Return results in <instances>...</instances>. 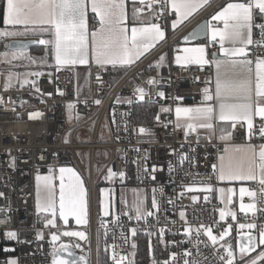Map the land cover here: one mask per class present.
Returning <instances> with one entry per match:
<instances>
[{"label": "built area", "instance_id": "built-area-1", "mask_svg": "<svg viewBox=\"0 0 264 264\" xmlns=\"http://www.w3.org/2000/svg\"><path fill=\"white\" fill-rule=\"evenodd\" d=\"M221 1L224 0L214 3ZM159 6L163 9L162 0ZM145 8L150 9L149 6ZM162 13L156 15V20L168 26L174 12L168 9L167 13ZM89 23H98V18H90ZM255 23H264V17L257 14ZM181 34V31L169 34L164 41L162 47L169 53L164 63H154L155 52H151L122 75L116 74L111 66L89 64L78 81L70 69L61 68L49 78L38 79L35 85L5 90L0 73V193H3L0 196V264H7L9 260H15L16 264H51L54 246L59 248L62 241L68 239L79 244L77 248L69 247L84 254L88 264H98L99 242L107 245L110 263L114 264L111 257L115 251L117 256H128L124 264H132L135 250L131 244L135 236H148L149 232L153 233L149 236L159 239L167 255L150 259L145 264H153V261L163 264L172 253H176L173 264H184L186 250L192 253L187 259L195 258L200 264H222L217 253L226 254L220 244L231 243L235 252L236 241L249 231L239 229L240 223L254 222L258 228L264 226L259 199L255 212L246 214L238 209L235 220L230 215L221 219V205L212 198L211 192L186 190L189 186L202 187V181L212 186L216 183L213 165L227 142L213 140L203 132L186 135L176 125L174 111L177 105L186 101L199 103L201 92L213 74L212 64L182 66L175 63L172 45ZM252 39L254 43L248 46V58L253 61L257 56L264 58V46L256 43L264 42V37L255 25ZM5 41L0 37V54ZM209 44L215 42L209 41ZM174 48L179 49L180 45ZM150 78L157 83L148 84ZM137 87L144 89L143 100L135 92ZM158 92H163L164 97L157 95ZM96 100L101 103L96 104ZM67 104L73 105L77 116L71 124L66 122ZM139 106L155 108L152 123H136ZM162 108L170 111H161ZM35 113H40V117L29 119L30 114ZM261 123L264 121L255 119L251 137L249 131L231 129L229 141L252 145L264 143L259 135ZM141 128L147 129V134L140 133ZM77 149H83V155L76 153ZM67 152L72 158L66 155ZM73 161L85 181L89 222L87 225L65 224L56 216V227H45V220L36 210V177L47 174L53 164L70 166ZM109 169L116 174L115 181L103 186L101 182L108 177ZM122 182L140 187L148 197L147 210L155 215L139 221L124 211L100 216L98 191L103 187L115 191L117 184ZM249 188L259 195L257 182H251ZM153 195L159 210L151 208ZM193 195L197 197L196 202L191 199ZM241 202L252 201L245 196ZM181 211L185 212L187 223L181 219ZM117 218L119 223H113ZM201 224L211 227L217 236L231 225L230 234L225 241L213 246L201 230L198 252L195 231L186 236L184 228L195 230ZM132 228L137 229L135 236L131 235ZM161 228L165 230L162 239L159 236ZM8 231L15 232L17 239L7 238L5 233ZM64 231H83L87 239L64 236ZM37 233L42 238L37 239ZM52 233L60 237L54 243ZM251 235L258 237L257 229L251 230ZM234 264H241V260L235 257Z\"/></svg>", "mask_w": 264, "mask_h": 264}, {"label": "snow or ice", "instance_id": "snow-or-ice-1", "mask_svg": "<svg viewBox=\"0 0 264 264\" xmlns=\"http://www.w3.org/2000/svg\"><path fill=\"white\" fill-rule=\"evenodd\" d=\"M149 7L157 3L158 0H147ZM135 3V0H134ZM141 4L145 0H140ZM163 13H167L171 9L176 19L172 21V29L175 30L178 25L187 20L194 12L204 7L209 3V0H162ZM89 8L95 13L98 18V27L89 32L87 13ZM141 9L134 8L132 16V26L129 27L128 17L126 13L125 0H4L0 6V17L5 26H9L3 31H0V37L10 38L21 35L45 34L51 35V39H39L35 41L40 45L51 46L52 54L56 65H86L91 61L98 65L111 64L130 66L140 60L150 49L155 48L159 43L166 39L165 30L160 24L151 20L141 19L139 16ZM259 14L264 17V0H241V2H229L217 11L212 17V21L222 23L212 24L206 22L204 28L210 33V43L219 44V54L223 59L209 60L206 53V47L198 45L196 47L184 48L183 55H177L175 63L182 66L190 64H212L215 66V89L212 92L208 87L203 89L204 101H213L215 104H202L192 107H176V124L177 127H184L186 135L190 132H195L197 129L209 130L213 134L216 131L218 122H231V127L235 128L236 123L243 121L249 129V137L253 134L254 118L259 117L264 121V58L257 56L255 61L248 58V46L254 43L253 27L261 30V36L264 37V23H255V16ZM23 29L20 31L19 29ZM196 32L190 34L195 38ZM187 41L189 36H185ZM258 46H264V42H256ZM27 45L21 44L11 53L0 54L3 62L11 64L13 61L27 59L32 63L36 61L26 56ZM213 52L212 56L216 57ZM165 57L160 56L158 64L164 61ZM254 65V68H253ZM32 76H39L41 73H31ZM13 77L19 82L18 73L9 72L5 82V90L11 86ZM25 79L23 83H28ZM35 85V81L31 82ZM148 84L157 83L153 79L147 81ZM39 91V88H36ZM135 92L140 100L144 99L145 92L143 88L137 87ZM62 94V93H61ZM48 95H51L49 93ZM161 98L164 97L163 92H158ZM177 99H183L177 97ZM129 103L131 101H128ZM100 104V100L95 101ZM69 109L73 107L68 105ZM161 111H170V109L162 108ZM40 113L30 114L29 119H37ZM159 119V116H157ZM140 133L147 134L148 130L141 128ZM259 135L264 139V123L259 127ZM231 132L226 128H220V139L229 140ZM67 142V140L65 141ZM183 160V158H182ZM216 171L217 179L221 182H257L259 187V195L247 187H241L239 194L241 201L245 196L249 197L252 202L239 205L240 211L244 213L255 212L257 209L256 201L259 199L262 205L261 211L264 214V143L256 146L246 144L243 146H235L224 149V154L218 159V164L213 165ZM52 173V169H49ZM154 171V169H153ZM59 200L56 198V186L52 183L55 178L53 175L37 176L36 189V208L38 213H48L50 217H45V227H56V216L59 213V218L68 223V217L75 219L78 225L88 224V212L85 199V188L80 176L71 168L61 167L59 169ZM67 175V181H66ZM115 173L109 169V178ZM123 173L120 176L123 177ZM153 179L155 177L153 176ZM202 187L196 188L189 186L186 190L189 192L214 191L212 185L206 184L203 181ZM103 191V190H102ZM155 191V190H154ZM221 194V202L225 205L231 204L235 189L219 188ZM3 193H0L2 196ZM193 202L197 201V197H191ZM207 196L205 200H207ZM171 203V201H169ZM151 208L159 210V204L153 195ZM132 210H134L135 218L139 221L146 219L149 216L155 215L153 211L144 208L143 200L137 197L133 202ZM105 215L108 212L105 211ZM127 215V213H125ZM180 217L185 220V212H180ZM226 215H230L233 220L236 219V213L233 211L220 210V218L224 219ZM131 218V217H130ZM113 223H119L118 218ZM239 229H248V233L236 241L241 255V264H264V251H260L254 258L244 260L248 253L254 252L255 249L264 245V226L257 227L254 222L240 223ZM231 225L224 228L219 233V236L213 234V230L209 226L201 224L195 230L191 227L184 228V234L191 236L192 232L196 234V247L199 252L198 245L201 230L203 235L213 246L219 241H225V237L230 234ZM257 229V237L251 235V230ZM164 229L161 228L159 236L161 239L164 235ZM131 235L137 234V229H130ZM64 236L79 237L82 240L87 239V235L83 231H64ZM149 235H153L149 232ZM5 236L9 239H17V234L13 231H8ZM41 234L37 233V239H40ZM60 237L56 233H52L51 241L54 243ZM127 243V238H125ZM79 247V244L75 245ZM113 249L115 246H112ZM131 247L136 248V244L132 243ZM151 250V244L149 245ZM226 255H217L222 264H234L235 254L233 245L227 241L220 244ZM69 251V245H60L59 248L54 246L52 253V264H77L76 259L65 260L62 253ZM185 257L184 264H200L193 258L189 250L183 254ZM112 260L114 264H124L128 260V256L119 255L113 251ZM176 260V253L170 255L169 260H165L163 264H173ZM82 264H88L86 257L81 256ZM7 264H16L15 260H9ZM153 264H158L153 261Z\"/></svg>", "mask_w": 264, "mask_h": 264}, {"label": "crops", "instance_id": "crops-1", "mask_svg": "<svg viewBox=\"0 0 264 264\" xmlns=\"http://www.w3.org/2000/svg\"><path fill=\"white\" fill-rule=\"evenodd\" d=\"M214 1L215 0H209V3L207 5H205L204 7L200 8L196 12H194L187 20H185L183 23L178 25L175 30L172 29V21L174 19H176L175 14L171 18L170 24L168 26H164V25H162V23H160V22H158L156 20V15H160L163 12V9L160 8V6H159L160 0H158L157 3L152 4L150 9H146L145 8L146 6H149L147 0H145L144 4H141L140 0H135V3H134V0H125V7H126V13H127V17H128L129 27L132 26L133 9L138 7V8L141 9V11L139 13L140 18L144 19V20H151L153 22H156V23L160 24L161 27L165 30L166 38L168 37L169 34H173V33L179 32V31L182 32V34L180 35L178 40L172 45L173 49H172L171 52H172V57L174 58V61H175V58H176L177 55H183V49L184 48L196 47L198 45L206 47V53H207V57L206 58H208L209 60L214 59V58L215 59H223V57L220 56V54H219V44L218 43H215L214 45H210L209 44V41H210V33L209 32H208L207 38L204 39V40L196 41V42L190 43V44H183V43L180 42V38L188 30H190L196 23H198L202 19H207L209 23H212L214 25L219 24V26L222 27L223 26L222 23L217 22V21H212L211 17L217 11H219L223 6H225L227 3H229V2H241V0H224V1H221V2H217V3H214ZM92 17H96V15L89 8L88 13H87L89 32L95 30V28L98 27V23H96L94 25H91L89 23L90 18H92ZM2 26H5V25L2 23ZM6 27H9V26H6ZM29 34H31V33H29ZM42 36L45 39H51L52 38L51 35L48 34V33L42 34ZM33 38L34 37H31L29 35V36H26V37H19V38H12V39H33ZM164 41L159 43L155 48L150 49L147 53H145V55H147V54H149L151 52H155L154 58H153V62L154 63L158 64L160 56H164L165 57V59H164V61L162 63H164L167 60V58H168V54H169L168 53V49L162 47ZM178 44L180 45V48L179 49H175L174 47L176 45H178ZM47 47L49 48L48 49L47 58H48V62L50 63V66L52 67L53 73L56 70H58V69L67 68V69H70L72 71L74 76H75V71H77V72L80 73V75L82 77L83 74H84V69H85V67H87V65L96 64L95 62L91 61V59H90L89 64H86V65H81V64H76V65H56L54 57H53V54H52L51 46H47ZM213 52H215L217 54L216 57L212 56ZM144 56H142V57H144ZM138 61H136L135 63H137ZM134 64H132L130 66L116 65L115 67L113 65H111V64H106V65H100V67L101 66H111L113 71H118L117 74L122 75L128 70V68L132 67ZM159 64H161V63H159ZM96 65H98V64H96ZM196 65H198V64H196ZM212 67H213V74H212V76L210 78L209 83L206 85V87H208L212 92H214V89H215V71L216 70H215V66L214 65H212ZM253 68H254V65H253ZM205 103L215 104V100L208 101V102L204 101V96H203V91H202L201 92V101L199 103H193V102H190V101H186V102L180 103L179 105H177V107L178 106H180V107H192V106H199V105H202V104H205ZM174 117H175V122H176L175 111H174ZM255 119L261 120L259 117H255L254 121H255ZM254 121H253V123H254ZM222 127L226 128L229 132H230L231 129H234V128L231 127V122H227V123L218 122L217 127H216V131H215L214 134L212 132H210L209 130H205V129H197L195 132H203L206 135H208L209 138H211L213 140H222V139L219 138L220 137V128H222ZM178 128L186 132V129L184 127H178ZM235 129H240L241 131L242 130L249 131V129L247 127V124H245L243 121L237 122ZM222 141H225V140H222ZM226 142H227V144H226L225 148H230V147H235V146H243V145L249 144V143H243V142H241V143L230 142L229 140H227ZM256 146H258V145H256ZM223 154H224V150H222L221 152L218 153L216 161H215V165L218 164V159ZM48 175H53V174L52 173L49 174V172H48L47 174L40 175V176L43 177V176H48ZM56 177L53 179L52 183L56 187H59L60 180H59V178L56 179ZM35 182H36V188H35V191H36V189H37V180ZM251 182H253V181H244V182H227V181H224V182H221V181H219L217 179L216 183L212 186L214 191H212L210 194H211L213 199H215L216 201H218V203H220L221 209H224L225 211H229L230 210V211H233V212L236 213L237 210L240 209L239 205L241 203L239 189L241 187L249 188V184ZM112 183L113 182H111V183L108 182V177L104 181L101 182V184L103 186L104 185H109V184H112ZM120 185L129 186L131 184H129V182H122ZM228 187L234 188L235 189V194L233 195L232 203L228 204V205H225L224 203L221 202V194L218 193V189L219 188H228ZM137 188L141 191V193L143 195H145L144 191L140 187H137ZM55 191H56V188H55ZM97 194H98L97 207H98V213H99L100 216L108 217V216H111V215H113L115 213L118 214V213H120L122 211V210H120V207L118 205V184L116 186L115 191H113L110 188L103 187L102 189H100L98 191ZM56 198H57V201H58L59 200V195L57 193H56ZM147 208H148V206H147ZM36 210H37V208H36ZM105 211L108 212V215L104 214ZM39 215H40L42 220H45L46 216L51 218L50 214H48V213H39ZM57 217H58V220L60 221L58 212H57ZM68 223L76 224V221H75V219L73 217L69 216L68 217Z\"/></svg>", "mask_w": 264, "mask_h": 264}, {"label": "rangeland", "instance_id": "rangeland-1", "mask_svg": "<svg viewBox=\"0 0 264 264\" xmlns=\"http://www.w3.org/2000/svg\"><path fill=\"white\" fill-rule=\"evenodd\" d=\"M6 28H9V27L0 26V31L5 30ZM9 30H11V29L9 28ZM20 31H23V29H20ZM29 35L31 37H34L33 40H36V41L39 39H45L41 34H37V35L36 34H28V35H21V36H17V37H10V38H4L3 37V38L6 40H10L12 38L26 37ZM15 49L16 48L6 47L1 52V54L11 53ZM48 49L49 48L45 45H40L38 43H36V44L30 43V45L26 48L25 55L32 57L36 61L35 63H32L27 59H23V60L13 61L11 64H8V63L3 62L2 56H0V73L3 77V86H5L6 78L8 77L9 72L18 73L19 77H20V81L18 82L16 80V78L13 77V80L11 82V86L8 87V89L20 88L23 86H27L29 84L32 85V83H31L32 81L36 82L40 78L51 77L53 75V70H52V67L50 66V63L48 62V58H47ZM36 72L41 73V75H39V76L30 75L31 73H36ZM75 78L77 81L81 79V75L77 71H75ZM25 79H27L29 82L23 83V81ZM68 105L69 104L66 105V122H67V124H71L75 121V119H77V116L75 114L74 107L69 109ZM83 152H84L83 149H77L76 153L83 155ZM66 155H68L70 158H72V155L70 152H67ZM81 162L84 165V161H81ZM77 166L78 165L73 161V163L70 166H63V167L73 169L80 176L81 180L83 181V186L85 188V181L83 180L80 169ZM61 167L62 166L56 167L55 164H53L49 167V169L53 170L52 174L54 175V177L57 176L56 179H58L60 176L59 169ZM49 174H50V171H49ZM115 178H116V175H114L110 178L108 176V182L109 183L114 182ZM66 179H67V175H66ZM120 184L118 185V205L120 207V210H122V211L124 210V212H127V213L130 212L132 214V216L135 217L134 210H132L133 202L139 196V198L143 200V205H144V208L146 209L147 205H148V197L141 193V191L137 188L138 186H134V185L124 186V185H120ZM56 193L59 195V187H56ZM218 193H219V191H218ZM85 199H87L86 198V190H85ZM60 222H64V221H62L60 219ZM257 242H258V237H257ZM62 243L66 244V245H70L74 248H77V247H75V245H77L75 240H71V239L63 240ZM234 247H235V252H234L235 257L238 258L239 260H241V255L239 253L238 248H236V245ZM260 251H264V245H260L255 249L254 252L248 253V255L244 257V260L256 257Z\"/></svg>", "mask_w": 264, "mask_h": 264}, {"label": "trees", "instance_id": "trees-1", "mask_svg": "<svg viewBox=\"0 0 264 264\" xmlns=\"http://www.w3.org/2000/svg\"><path fill=\"white\" fill-rule=\"evenodd\" d=\"M4 0H0L2 6ZM0 26H2V17H0ZM116 74L118 71H114ZM120 75V74H118ZM155 108L139 106L136 109V123L149 124L154 121ZM136 248H134V261L132 264H145L150 259H159L167 255V250L163 249L160 241L155 236H143L137 234L134 239ZM151 244V250L149 245ZM107 245L103 246L100 242L98 244L97 263L98 264H112L109 260V251ZM260 264V262H258Z\"/></svg>", "mask_w": 264, "mask_h": 264}, {"label": "water", "instance_id": "water-1", "mask_svg": "<svg viewBox=\"0 0 264 264\" xmlns=\"http://www.w3.org/2000/svg\"><path fill=\"white\" fill-rule=\"evenodd\" d=\"M208 22L207 19H202L200 20L198 23H196L190 30H188L181 38H180V42L183 44H190V43H194L196 41H200V40H204L207 38L208 35V31L204 28L205 23ZM196 32L197 35L195 36V38H192L190 36L191 33ZM185 36H189V39L186 41L184 39ZM36 40L33 39H10V40H6L5 41V48L9 47V48H17L19 45L21 44H25L27 45V47L31 44H36L35 43ZM241 240V242H244L242 240V236L239 238ZM69 251L71 252V256H69L68 252L62 253V256L65 260H71V259H76L77 264H82V262L80 261V257L84 256L86 257L84 254L82 253H77L75 252V250L72 247H69ZM87 259V257H86ZM88 261V259H87ZM51 264H52V260H51Z\"/></svg>", "mask_w": 264, "mask_h": 264}]
</instances>
